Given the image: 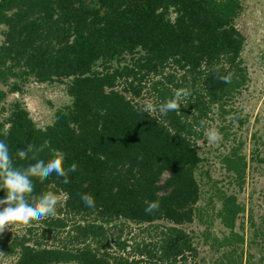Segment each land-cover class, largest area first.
Returning a JSON list of instances; mask_svg holds the SVG:
<instances>
[{
  "label": "trees",
  "instance_id": "trees-1",
  "mask_svg": "<svg viewBox=\"0 0 264 264\" xmlns=\"http://www.w3.org/2000/svg\"><path fill=\"white\" fill-rule=\"evenodd\" d=\"M241 11L239 0H0V26H6L0 82L69 80L72 98L45 128L15 102L0 120V140L17 167L35 162L20 160L17 149L27 143L39 147L44 140L50 145L38 159L62 152L65 168L78 165L67 184L55 173L34 180L36 195L64 194L42 230L57 245L1 234L0 252L16 256L9 264H177L196 253L192 236L181 227L193 221L200 197L196 128L215 107L225 111L244 84L245 37L235 25ZM217 67L220 75L232 73L231 83L216 78ZM182 88L190 95L180 111L161 116L138 110L143 104L137 99L144 95L158 109ZM227 161L241 177V159ZM85 193L93 196L95 208L84 206ZM152 201L159 210L145 214ZM241 211L235 197H224L219 218L233 232ZM121 220L145 225L141 235L152 238L136 242L128 257L107 250L106 228ZM119 239L117 246L126 249Z\"/></svg>",
  "mask_w": 264,
  "mask_h": 264
},
{
  "label": "rangeland",
  "instance_id": "rangeland-1",
  "mask_svg": "<svg viewBox=\"0 0 264 264\" xmlns=\"http://www.w3.org/2000/svg\"><path fill=\"white\" fill-rule=\"evenodd\" d=\"M239 1L242 11L235 25L245 37L242 52L244 84L237 94L228 99L225 111L215 107L203 120L205 126L198 125L196 128L200 133L195 142L201 162L195 177L200 197L193 221L181 226L192 236L196 253L188 255L185 261L179 260L177 264H264V0ZM5 30L6 26L1 25L0 45ZM130 58L126 56V62L129 63ZM17 81L9 79L0 82V93L4 94L0 98V120L6 119L12 105L19 102L28 110L37 127L45 128L53 123L58 109L72 103L67 93L69 80L38 83L30 78L26 82ZM15 84L19 85L16 91L12 90ZM137 100L143 105H155V99L150 95ZM207 128H216L222 139L209 143L205 135ZM228 157L241 159L244 165L241 177L229 170ZM166 177L167 174L163 180ZM59 196V203H63L64 194ZM228 196L235 197L242 207L233 232L219 218L223 199ZM157 224L172 226L165 221ZM144 227L123 220L107 226L105 237L109 245L108 252L128 257L136 242L145 239L149 243L151 236L147 233L141 235ZM44 228L46 223L42 218L27 224H10L0 235L9 239L26 234L30 243L37 242L47 247L57 245L58 240L50 235L43 236ZM235 235L243 240L237 241ZM118 237L121 243L125 241L126 249L117 246ZM226 237H229V241L221 245ZM15 259L16 256L0 252V264H9Z\"/></svg>",
  "mask_w": 264,
  "mask_h": 264
},
{
  "label": "clouds",
  "instance_id": "clouds-1",
  "mask_svg": "<svg viewBox=\"0 0 264 264\" xmlns=\"http://www.w3.org/2000/svg\"><path fill=\"white\" fill-rule=\"evenodd\" d=\"M216 78L225 84L231 83L232 73L220 75L219 67L215 68ZM190 95L187 89H178L173 98L166 100L159 105L158 109L152 104L141 105L138 109L141 112L152 113L159 111L161 116H166L169 112L180 111L183 98ZM200 126L204 127L205 122L201 121ZM7 135V133H5ZM209 143H216L222 139V135L216 128H207L205 131ZM50 145L49 140L36 147L27 143L24 149H17L16 155L20 160L31 159L27 167H17L14 164L9 145L5 140H0V189L5 190L4 198H0V232L14 223H29L32 220H40L45 217L57 214V205L60 196L52 191L43 194H34L35 178L43 181L55 173L63 178L65 184L69 183V173H75L78 165L72 163L65 168L66 154L56 152L51 159H38L37 154L44 151ZM32 154L31 157L29 154ZM80 199L84 206L89 209L95 208V199L90 194H81ZM160 204L158 201L146 202L145 214H153L158 211Z\"/></svg>",
  "mask_w": 264,
  "mask_h": 264
}]
</instances>
